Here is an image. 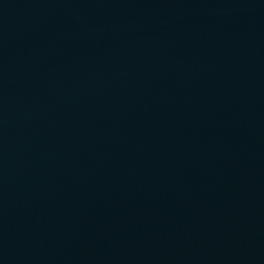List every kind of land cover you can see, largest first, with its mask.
<instances>
[{
    "label": "water",
    "instance_id": "obj_1",
    "mask_svg": "<svg viewBox=\"0 0 264 264\" xmlns=\"http://www.w3.org/2000/svg\"><path fill=\"white\" fill-rule=\"evenodd\" d=\"M0 264H264V0H0Z\"/></svg>",
    "mask_w": 264,
    "mask_h": 264
}]
</instances>
